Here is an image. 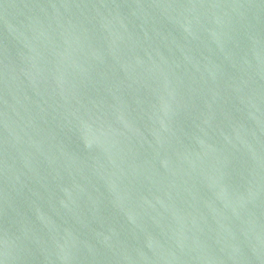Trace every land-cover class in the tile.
I'll return each instance as SVG.
<instances>
[{
    "label": "water",
    "instance_id": "95a60500",
    "mask_svg": "<svg viewBox=\"0 0 264 264\" xmlns=\"http://www.w3.org/2000/svg\"><path fill=\"white\" fill-rule=\"evenodd\" d=\"M0 264H264V0H0Z\"/></svg>",
    "mask_w": 264,
    "mask_h": 264
}]
</instances>
